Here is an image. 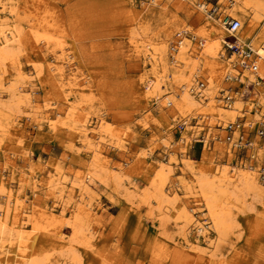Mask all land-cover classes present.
<instances>
[{
  "label": "rangeland",
  "instance_id": "1",
  "mask_svg": "<svg viewBox=\"0 0 264 264\" xmlns=\"http://www.w3.org/2000/svg\"><path fill=\"white\" fill-rule=\"evenodd\" d=\"M192 1L206 5V16L189 0H153V4L141 0H0L5 16L21 35L17 58L5 65L1 78L0 100L5 106L0 117V170L6 169L4 191L22 198L24 210L36 206L43 215H56L64 208L65 214V220L56 225L61 238L37 232L33 240L18 243L13 234L0 237V244L7 243L0 248V264H21L45 255H49L46 264H264V197H248L241 209L232 208L236 226L217 245L202 204L177 186L179 180H189L180 172L185 156L196 162L205 151L219 166L229 168L249 162L252 150L238 155L214 148L212 138L217 136L227 146L225 133L218 130L230 122L220 126L208 112L192 117L189 126L195 129L191 132L200 139L173 146L176 164H172L165 186L179 195L178 202L160 211L153 203H142L151 190L156 165L167 163L164 140L174 145L186 128L178 115H165L170 107L162 110L153 99L145 98L144 77L150 76V68L148 53L141 47L142 30L145 28L149 37L155 35L156 44L172 32L170 44L166 43V50H171L183 31L195 45L202 37H225L215 21L231 17L243 26L238 36L264 58V16L255 22L248 13L236 12L240 0ZM159 7L167 8L168 24L159 17ZM212 8L217 9L213 14L209 12ZM134 27H139L140 34L131 33ZM170 50L169 55L174 52ZM228 56L226 52L221 63ZM258 61L263 67L261 58ZM17 62L26 77L18 75ZM222 80L220 86L228 88ZM20 87L29 90L20 93ZM260 93L264 95V91ZM246 102L242 106L248 112ZM213 107L210 103L206 109ZM44 112H50L47 118L42 117ZM252 115L239 116L237 122L254 132L260 123L252 121ZM55 119L61 124L52 129L49 124L56 123ZM63 121L78 131L87 128L88 133H99L101 154L97 156L95 147L81 142L77 130L69 129ZM106 126L116 137L110 139L101 132ZM244 131L252 137L249 129ZM205 135L207 144L202 142ZM191 150L196 154L191 155ZM93 167L99 178L79 203L74 183ZM108 168L122 177L123 187H116ZM60 191L62 196L57 194ZM180 206L192 209L197 224L204 225L209 246L202 242L195 245V226L183 225L177 212ZM71 212L82 224L81 235H74L72 220H66ZM68 240L76 242L70 247L78 257L76 263L66 250Z\"/></svg>",
  "mask_w": 264,
  "mask_h": 264
},
{
  "label": "bare ground",
  "instance_id": "2",
  "mask_svg": "<svg viewBox=\"0 0 264 264\" xmlns=\"http://www.w3.org/2000/svg\"><path fill=\"white\" fill-rule=\"evenodd\" d=\"M141 1L142 3L144 1L148 2L149 4H153V0ZM189 3L194 4L199 13L204 15L207 14L205 4H195L192 0H189ZM237 4L238 5L235 7V11L242 14L248 13L252 20L255 22H258V20H260L264 16V0H240V2H238ZM166 11L167 8L159 7L158 14L159 17L163 19L164 23L168 24L169 20L166 19ZM4 12L5 9L0 5V89L2 87L1 78L5 74V65L13 59L17 58L18 50L16 51V45L19 43L21 38V35L19 34L20 32H16L12 23L8 20L9 18L5 16ZM215 23L219 25V30L224 28L222 21H215ZM242 28L243 26L240 23L239 32L242 31ZM139 30V27H134L131 33L140 34ZM142 31L143 33H145V37L141 42V47L144 48L145 53H148L147 61L150 68V76L149 74H147L144 77V79H146V81L144 82V86L147 90V92L145 93V98L153 99L155 101V104H157L158 107L162 110L170 107L169 110L165 112V115H167L168 117H170L171 115H178L180 118H182L181 121H183V125L186 127L184 131L180 132L178 136V142L174 143V145L164 140V146L167 150V163L164 164L157 162V170L154 174L155 178L151 184V190H147V192L145 191L146 193L144 197H142V203L145 202L149 205L153 203L157 210L160 211L161 209H163V206L169 208L171 206L172 208L173 205L178 202L179 195L176 194L174 190L170 191L165 187L169 177L168 175L172 171L171 166L173 163L176 164V158L174 157V154L176 152L174 151L175 147L173 149V146L178 145L179 143L183 144V146L188 145L190 140L196 139L197 141L200 139H197L196 136L194 137V135H197L195 134V132H191V129L194 127L189 126V120L192 117H201L204 114L210 113L211 117L216 118V121L221 122L220 126H224L227 122H230L229 124L238 123L237 118L239 116L243 118L246 113L250 114V111L248 109V112H246V110L243 109L244 106H242V102H246L243 99L246 98L244 97L243 92L234 94L232 96L233 103L229 106L225 104L223 105V102H221L220 96H223L225 94L224 92H227L228 89H223V86L221 87V84H219L221 83L222 76H225L226 74H237L236 69L234 68V66H232V58L231 60L229 59L224 63H221L223 62L222 58L224 55L222 41L225 40V37H216L211 39L209 34H206L209 37H202L203 39L200 37L202 40H198L197 45H195V43H193L188 38H184L183 36L181 39H177V46H175V51L171 52V54L169 55L170 52H168V50L170 49L166 50V43H169V41L172 40V32H170L169 35H166V40L156 44L154 39L155 35L154 38L152 36L149 37V35H147L146 33L145 28ZM185 32L186 31H183V33ZM241 42H244L243 38L237 36V44H241ZM168 55L169 57H167ZM256 55L258 60L260 58L261 60L263 59L260 54L257 53ZM67 58L71 60L70 55H68ZM70 65L72 66V63ZM258 65H260L259 61ZM16 66V70L19 73L18 75L26 77L27 75L24 74L18 62L16 63ZM203 75L205 77H202ZM244 75L247 77V84L256 83V79H264V66L261 67L260 65L258 73L256 75L248 71H245ZM198 78H202L206 85V88L202 90L199 96L194 92V87H196V80ZM12 90L13 89L11 88L10 91ZM27 90L29 89L21 88V92L20 90L19 92L26 94L25 92ZM260 90L264 91V88L261 86V84L259 88H255L254 90L252 101L256 103L257 108L253 113L251 119L252 121L259 122L261 124L264 123V95L263 93H260ZM1 94L2 92H0V95ZM246 99L249 100V98ZM210 103H213L214 109H210V111H207L206 106L208 107ZM218 103L222 104L223 106L218 105ZM4 106L5 105L2 104L0 100V117L1 115H3L1 113L4 109ZM6 108L8 107L6 106ZM49 113L44 112L41 115H43V118H47V114ZM74 117L77 116L73 115V118ZM57 124H61V122L57 123L56 121V123H53L52 121V124L49 125L52 129H57ZM62 124L68 126L69 129L77 130L78 138L80 139V141L84 144H87L89 147L94 146V151L95 153H97V156L98 154H101L99 150L101 145L100 141L98 140L102 136L100 137L99 133L96 135L90 132L88 133L87 128L78 131L76 127L71 126L64 121ZM224 129L225 126L223 128H220V130L218 131L224 132ZM101 132L110 137V139L114 138V136L116 137L109 126H106ZM237 134L238 131L235 130L231 133V137L237 139ZM202 139V142L207 144L208 139L206 135ZM212 141L214 142L213 145L215 149L229 154L233 153L230 147L231 145L225 142L227 146L224 147L222 145V139L219 138V136L213 137ZM205 144L203 147H206ZM257 146L258 145L255 143L252 144V152L250 153L251 159L249 160V162H247V164L242 163V165H240L239 167L232 166L229 168L228 165L219 166L217 163H215L214 159L212 160V157H209L210 155H206L204 153L205 151L202 152L200 160L196 162L194 159L188 156L181 158L182 162L180 164V172L182 175L188 176L189 180L181 179L179 180V182H177V186L181 187L185 195L194 197L195 202L202 204L203 211H205V215L207 216V220L209 221V229H212L213 233L215 234L217 245L218 243L222 242L227 237L228 233L233 229V227L236 226L235 221L232 217V208L241 209L248 197H253L255 199L258 198L259 200L260 198L262 199L264 197V179L261 177V171H264V167L262 169L260 167L264 165V150L262 146L259 148ZM180 154L183 153L181 152ZM95 169L96 168L87 171L81 179L79 178V181L74 183L77 187L78 196L80 198L79 203H82L81 201H83V195L90 192L92 186L95 184V179L99 178ZM13 170L14 169L11 168L9 172L12 174L14 172ZM5 172L6 169L4 168L3 171L0 170V237L6 238L10 235L12 236L13 234L14 240H16V242L18 243L23 242L24 240L26 241V239L28 240V238L33 240V238L38 235L37 232H43L46 234L51 233L61 238L62 234L58 233L56 225L60 221L65 220L64 208L60 213L56 215L51 214L50 212V215H45V211V214L43 215V211L40 213V210L36 206L30 207L28 210H24V201L22 198L18 197L11 191L5 193L4 188L6 183L5 180L2 179V176ZM112 172L113 170L109 169L108 175L109 177H112V181H114L116 187H123L124 185L122 182V177H117ZM104 179L105 178L103 177V180ZM109 179H107V181ZM115 185H113L114 190L116 189ZM61 192L63 191L57 192V194L62 196ZM84 206H87V204H84ZM191 211L192 209L188 211L184 207L179 208L177 210L178 218L183 221L184 226H195V237L196 240H198V242H195L196 246H198V244L201 242L209 246L211 242L206 240L208 231L205 229L204 225L197 224L198 222L194 219V215ZM11 216H13V218H11ZM66 220L67 222L72 220L70 225L72 227L71 230H74V235H81L83 233L81 229L82 224L80 220H78L77 215L74 212H71L70 216L66 218ZM26 224H28V226ZM27 231L32 234L29 235ZM73 243L76 242H74V240H68V246L66 247V250L68 251V254H71V260L76 263L78 257L74 256L73 250H71L70 248ZM6 245V242L0 244V248ZM65 255H67V253ZM48 257L49 255H45L42 257L33 256L30 257V259H28L27 261L22 262L21 264H46L45 261L48 259ZM68 258L69 256H67V259Z\"/></svg>",
  "mask_w": 264,
  "mask_h": 264
},
{
  "label": "built area",
  "instance_id": "3",
  "mask_svg": "<svg viewBox=\"0 0 264 264\" xmlns=\"http://www.w3.org/2000/svg\"><path fill=\"white\" fill-rule=\"evenodd\" d=\"M216 8H212L209 10L210 13H215ZM225 31V40L227 42H224L222 47L224 48V55L226 52L229 53V56L227 60H231L232 58V66L237 71L236 75L233 74H226L224 76L223 82L228 84L227 92L221 97V102H223V105H231L233 102V95L237 93L244 94V97L246 98H252L254 95L255 88H259L260 84L264 86V79H256V83H246L247 77L244 75L245 71H248L254 75L258 73L260 65H258V58L257 55L254 54L252 48H250V45L248 42L244 41L241 42V44H237V36L239 34L240 29V22L236 19H233L231 17H225L223 20ZM185 36L187 38L188 33H180L176 37L179 39L181 37ZM175 48V45H171V50ZM223 55V56H224ZM205 89V83L202 79H198L196 81V87H194V92L198 94V96L201 94L202 90ZM223 94V93H222ZM247 108L249 109L250 113L253 114L257 108V105L255 102H247ZM241 126V127H239ZM244 129H249L251 132L250 126H244L242 127V124L234 123V124H228L225 126L224 132H225V140L227 144L231 145V150L233 152L238 153V155L241 153L243 155L244 153H250L252 144H259V146H262L264 150V123H261L258 125L256 131L251 132L252 137H248L246 131ZM237 130V139H234L231 137V133L233 131ZM237 155V156H238ZM239 157V156H238ZM262 178L264 179V171H261Z\"/></svg>",
  "mask_w": 264,
  "mask_h": 264
},
{
  "label": "crops",
  "instance_id": "4",
  "mask_svg": "<svg viewBox=\"0 0 264 264\" xmlns=\"http://www.w3.org/2000/svg\"><path fill=\"white\" fill-rule=\"evenodd\" d=\"M250 48H252V47L250 46ZM252 50H253L254 54H257V52H256V50H255L254 48H252ZM262 58H263V57H262ZM261 63L264 64V58L261 60ZM192 154H196V152H195L194 150H191V155H192Z\"/></svg>",
  "mask_w": 264,
  "mask_h": 264
}]
</instances>
